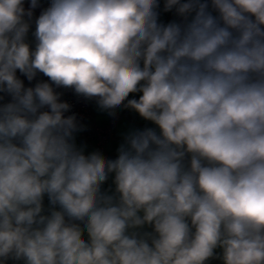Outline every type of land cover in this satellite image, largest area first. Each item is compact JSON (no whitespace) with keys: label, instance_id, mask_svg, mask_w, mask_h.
<instances>
[{"label":"clouds","instance_id":"1","mask_svg":"<svg viewBox=\"0 0 264 264\" xmlns=\"http://www.w3.org/2000/svg\"><path fill=\"white\" fill-rule=\"evenodd\" d=\"M39 7L0 0V264H264V0ZM58 88L155 127L86 154Z\"/></svg>","mask_w":264,"mask_h":264},{"label":"crops","instance_id":"2","mask_svg":"<svg viewBox=\"0 0 264 264\" xmlns=\"http://www.w3.org/2000/svg\"><path fill=\"white\" fill-rule=\"evenodd\" d=\"M49 3H50V0H40V7L34 10L33 21L35 20V18L39 16V14L44 8L49 6ZM160 4H161L160 20L162 22L167 23L173 19H176L174 12L164 13L162 11L163 0H160ZM27 7H28V0H25V8ZM34 30H35V24L33 22L31 31H34ZM31 31L29 33L28 40L34 46V37H32ZM139 95L140 93L130 94L128 99H132V98L138 99ZM88 102L90 106V112H91V115L94 121L98 125L106 124L109 121V114L105 111H101L98 108L95 100H88ZM116 115L118 116V119H117L116 126H115V135L109 145V151L114 154H118L117 149L124 142V137L130 131L136 130V129H143L145 127H155V125H153L149 121L143 120L136 112L132 111L131 109H126L123 107L118 108L116 109ZM76 142L78 146H86L85 147L86 154L93 151L92 143L88 139H86L85 136L81 134V132L77 134ZM112 181H113V177L110 176L108 181H106L105 184L102 186L103 189L105 190L110 189L111 191H114V184ZM44 205L46 209L49 206L47 196H45ZM86 236L87 234L85 233V237ZM9 264H11V261L9 262ZM209 264H221V261L218 259H213L209 261Z\"/></svg>","mask_w":264,"mask_h":264},{"label":"built area","instance_id":"3","mask_svg":"<svg viewBox=\"0 0 264 264\" xmlns=\"http://www.w3.org/2000/svg\"><path fill=\"white\" fill-rule=\"evenodd\" d=\"M17 76L24 81L25 87H34L37 82L48 81V77L42 73H38L37 77L31 82L20 74L19 71H17ZM56 91L61 93V101L71 105L69 112L65 113V116L75 114L78 121L85 125V130L81 134L92 143L93 151L99 150L105 157L115 159L118 154L111 153L109 151V145L115 135L118 116L109 115V121L106 124L98 125L91 115L88 100L83 97H78L71 89L58 88ZM0 95L4 94L0 93ZM10 99V97L6 96L5 100L0 101V103L8 102Z\"/></svg>","mask_w":264,"mask_h":264}]
</instances>
